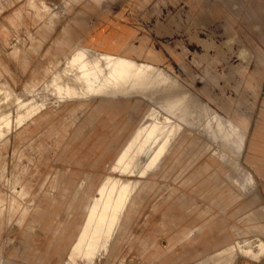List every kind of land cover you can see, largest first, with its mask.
<instances>
[{"label": "rangeland", "instance_id": "rangeland-1", "mask_svg": "<svg viewBox=\"0 0 264 264\" xmlns=\"http://www.w3.org/2000/svg\"><path fill=\"white\" fill-rule=\"evenodd\" d=\"M0 82V264H264V0H0Z\"/></svg>", "mask_w": 264, "mask_h": 264}, {"label": "crops", "instance_id": "crops-1", "mask_svg": "<svg viewBox=\"0 0 264 264\" xmlns=\"http://www.w3.org/2000/svg\"><path fill=\"white\" fill-rule=\"evenodd\" d=\"M104 45H115V46H120V48H119V50H111L112 52H114V53H118V54H123V55H126V56H130L129 55V52L130 51H128L127 50V48L126 47H123V45L119 42H116V43H114V44H103V43H89V44H84V45H76V46H72V47H70V49L68 50V51H65L64 53H63V56H62V58H58L57 59V63L56 62H54V67H53V69L50 71V73H48V74H45V75H43L42 77H37V76H32L31 77V79H30V81H28L24 86H23V88L21 89V91L22 90H36L37 88H39V87H41L51 76H52V74L55 72V71H57L61 66H63V64L65 63V61L68 59V58H70L71 56H72V54L76 51V50H78L79 48H82V47H90V48H93V49H96V50H104V48L102 47V46H104ZM61 60V61H60ZM3 88H8V89H10L11 91H12V89L11 88H9V87H7V86H5L4 85V83H2V82H0V89H3ZM13 92H15V91H13ZM95 98H98L100 101H102V102H109V101H112V100H114V99H130V98H136V99H141V100H145L144 98H141V97H100V96H96V95H91V96H83V95H80V94H69V95H67L66 97H64L63 99H61V100H59V101H57V102H55V104L56 103H61V102H65V101H76L78 104H80V105H82V104H85V103H88L89 101H91V100H93V99H95ZM146 102H148L147 100H145ZM149 103V102H148ZM150 104V103H149ZM50 105V104H49ZM48 105V106H49ZM48 106H46L45 108H43L40 112H38L36 115H38L39 113H41L44 109H46ZM35 115V116H36ZM34 117V116H33ZM143 118V117H142ZM142 118L140 119V121L142 120ZM140 121L137 123V125L135 126V128L131 131V133L129 134V136L126 138V140L124 141V143L122 144V146H121V148L119 149V151H118V153H117V155H116V157H115V160H114V163L112 164V167H113V169H115V170H118V169H116V163H117V161H118V158H119V155H120V152H121V150H122V148H123V145L125 144V142L127 141V140H129L130 138H131V136L135 133V131H136V129H137V126L139 125V123H140ZM134 198V197H133ZM86 211H87V202L85 203V206H84V216H85V214H86ZM131 211H132V209H131ZM131 213V212H130ZM129 213V214H130ZM129 216V215H128ZM127 219H128V217H127ZM127 219H125V223H126V220ZM125 225V224H124ZM122 228H118V230L116 231V233L118 232V231H120ZM115 233V235L114 236H116L117 234ZM77 234H78V231H77V233H76V236H77ZM76 236H75V238L73 239V241L71 242V244H70V249H71V247H72V245H73V243H74V241H75V239H76ZM223 242H224V240H221L220 242H216V243H218L219 244V246L220 247H218V248H216L215 250H213L212 252H214V254H216L217 252L219 253V251L221 252V251H224L225 249H223V246H225V244H223ZM215 244V243H214ZM218 244H216V245H218ZM221 247H222V249H221ZM220 248V249H219ZM238 252H240V253H243L244 254V252L243 251H241V249L239 248L238 249ZM244 256H246L245 254H244ZM223 264H230L231 263V261H229V260H224L223 262H222Z\"/></svg>", "mask_w": 264, "mask_h": 264}, {"label": "bare ground", "instance_id": "bare-ground-1", "mask_svg": "<svg viewBox=\"0 0 264 264\" xmlns=\"http://www.w3.org/2000/svg\"><path fill=\"white\" fill-rule=\"evenodd\" d=\"M88 53H89L88 59L82 64V67H86L88 69L87 75L90 77V80L99 87H106V88L109 87V80H108L109 62L106 61L108 59V56L104 53L98 54L94 50H89ZM238 147L239 146H237V149ZM153 157L154 156H150L148 158L147 161L148 165L144 167V170H146L148 166H150ZM239 172L242 174L243 177H242V181L237 183L243 190L247 191L251 186L252 179L250 178L249 174L242 173L241 171ZM133 188L134 185L126 184L124 187L120 189L119 194L122 201H125L130 197ZM101 219L108 224L107 231H109L114 225H117L120 220L119 216H113V215L108 218L104 217Z\"/></svg>", "mask_w": 264, "mask_h": 264}]
</instances>
